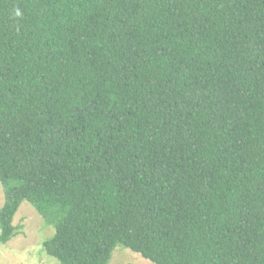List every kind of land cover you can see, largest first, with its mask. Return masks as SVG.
I'll return each mask as SVG.
<instances>
[{
	"label": "trees",
	"instance_id": "16d2710c",
	"mask_svg": "<svg viewBox=\"0 0 264 264\" xmlns=\"http://www.w3.org/2000/svg\"><path fill=\"white\" fill-rule=\"evenodd\" d=\"M0 182L60 264H264V0H0Z\"/></svg>",
	"mask_w": 264,
	"mask_h": 264
},
{
	"label": "rangeland",
	"instance_id": "374dc122",
	"mask_svg": "<svg viewBox=\"0 0 264 264\" xmlns=\"http://www.w3.org/2000/svg\"><path fill=\"white\" fill-rule=\"evenodd\" d=\"M5 203V192L0 182V210ZM13 224L15 233L7 243L0 242V264H60L48 255L44 243L55 233V227L29 202L21 204ZM1 234V229H0ZM109 264H154L130 249L118 246Z\"/></svg>",
	"mask_w": 264,
	"mask_h": 264
}]
</instances>
